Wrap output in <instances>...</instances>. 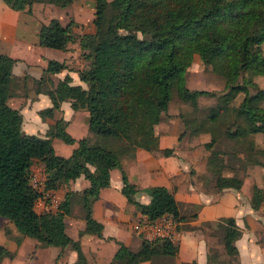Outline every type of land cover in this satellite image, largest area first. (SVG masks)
Returning <instances> with one entry per match:
<instances>
[{"label":"trees","instance_id":"16d2710c","mask_svg":"<svg viewBox=\"0 0 264 264\" xmlns=\"http://www.w3.org/2000/svg\"><path fill=\"white\" fill-rule=\"evenodd\" d=\"M3 1L12 9L29 11L34 2L63 7L74 0ZM94 6V41L87 44L92 47V60L78 73L86 87L72 84L66 75L58 90L50 92L52 107L40 114L52 115L62 96L67 97L74 109L88 111L89 130L102 143L92 142L87 136L75 139L62 118L49 127L45 136L24 132L20 111L8 103L16 59L0 52V216L12 222L21 235L36 238L42 246L71 244L77 251V264H86V258L78 241L65 229L64 217L72 207L70 192H65L56 210L37 211L35 202L41 192L30 183L32 163L40 160L44 164L46 189L80 175L89 180L81 192L85 232L101 236L103 224L91 216L90 202L110 184V170L120 167L119 155L134 150L138 141L146 143L149 150L158 147L154 126L167 111L174 91L194 108L200 95L213 93L186 85V71L194 55L207 59L211 71L225 80L223 101L208 107L204 122L214 125L230 119L225 134L240 144V152L249 163H260L254 154L264 151L246 141L251 133H264V88L255 80L264 75V0H94ZM105 20L106 28L101 33ZM71 26V21L63 24L57 17L50 18L39 27L38 43L65 49L71 40ZM65 66L62 61L50 59L45 70L55 73ZM241 93L243 98L234 104ZM53 137L77 145L70 155L63 156L56 153ZM107 140L120 142L107 144ZM162 150L165 154L173 152L172 148ZM241 184L237 174L219 173L214 180L219 189L239 188ZM255 187L253 207L261 201L259 195L255 196ZM139 190L122 171V193L148 219L164 214L184 219L166 186L143 188L150 196L147 203L135 199ZM223 221L225 250L236 260L235 240L240 229L233 216ZM118 243L114 259L120 264H140L153 254L174 255L178 250L177 244L166 238H144L136 251ZM8 254L0 245V257Z\"/></svg>","mask_w":264,"mask_h":264},{"label":"crops","instance_id":"0c3cea01","mask_svg":"<svg viewBox=\"0 0 264 264\" xmlns=\"http://www.w3.org/2000/svg\"><path fill=\"white\" fill-rule=\"evenodd\" d=\"M49 5L54 4L34 2L30 8L31 12H28L12 9L0 0V25L4 19L10 20L4 30L6 33L0 32V52L7 53L16 59L12 67L8 103L20 111L22 130L26 133L45 136L49 127L62 118L66 121V130L75 139L84 136L92 138L94 135L89 130L88 111L84 108L74 109L67 97L62 96L59 107L53 109L52 115L40 114L41 110L52 107L50 92L58 90L57 85L65 75L68 74L71 77L72 84L79 83L86 87L85 82L80 80L75 70L64 68L55 73L45 70L50 59L65 61L68 64L72 55L69 44L65 49H57L38 43L39 27L35 23H41L40 10L48 11ZM16 30L20 33L25 31L31 36V41L25 42L27 51L25 57L16 53L18 45L20 47L22 45L15 42L19 39L13 36ZM18 56H21V60L17 58ZM47 58H49L48 61ZM18 63H22L20 68ZM31 78H43L42 85L33 83L28 91L23 84L31 81ZM255 80L259 84L261 80H264V75L256 76ZM260 87L264 88V85ZM193 120L195 119L192 118L191 121ZM204 120L201 121V125L205 127L202 128L203 131L211 133V130L219 125L223 127V134L231 140L225 134L230 119L214 125ZM154 129L158 136V147L149 150L146 143L138 141L134 150L121 153L120 167L110 170V184L102 187L99 196L90 202L91 216L103 224L101 236L85 232L86 221L82 215L81 192L88 187L89 180L84 175L46 190L54 202L53 210L58 208L66 191L70 192L71 205L72 195L79 194L78 212H74L72 207L71 213L64 217V221L66 232L74 241H78L85 255L86 264H112L111 262H116L114 254L119 247L118 242L136 251L144 239L133 228V224L147 216L122 193V171L125 172L128 180L140 189L135 193V199L147 203L150 196L142 189L152 185H164L173 193L179 215L184 217V219L175 220L171 214H166L173 219L174 235L171 240L178 246L176 254H153L140 264H264V213L260 210L261 204L253 207L251 202L252 187L264 188V166L246 165L251 172L250 182L244 177L239 188L219 189L214 184L215 188L210 187L211 181L215 180L217 174L224 175V172L229 169L225 176H232L235 174L233 169L236 168V160L244 161L238 155L236 145L233 143L234 145H230L228 149L219 152L212 149V138L209 141L211 144L208 141L205 142L210 152L204 157V154H200V151L193 148L194 143L181 137L184 122H182L180 111L163 112L161 120ZM261 133H251L248 137L253 139L256 135L263 134ZM251 141L255 142V140ZM112 142L107 140V143ZM115 142L119 144L120 141ZM63 143L66 148L68 145L72 146L68 151L61 146L58 154L63 156L70 155L77 145L76 142L63 141ZM165 148H172L173 152L165 154L162 150ZM35 166L37 165L33 162L30 168L35 169ZM38 167L45 170L41 161ZM229 216L235 218L240 229V235L235 240L238 250L236 260L228 256L224 244L223 218ZM2 217L0 216V245L10 254L0 257V264H77V251L71 244L65 247L42 246L36 238L21 235L12 222ZM5 226L9 231H6Z\"/></svg>","mask_w":264,"mask_h":264},{"label":"rangeland","instance_id":"374dc122","mask_svg":"<svg viewBox=\"0 0 264 264\" xmlns=\"http://www.w3.org/2000/svg\"><path fill=\"white\" fill-rule=\"evenodd\" d=\"M105 1H109V0H105ZM49 8L50 9L48 11L42 10V9L40 10L39 19L41 23L36 22L35 25L40 27L42 23L48 22V20L52 17H58V19L61 22H63V24H66L67 22L71 21L72 23V26L70 29L71 40L69 41L68 44H69V50H71L72 55H71V59L68 61V64H66L65 61H62V62L65 63L66 65L65 68L69 70H75L79 73L80 70L88 68L92 60V56H91L92 47L87 44L88 43L91 44V42L94 41V39L91 38V34L95 33V27L93 24V18L95 17L94 0H77L75 3L69 4L67 7L49 5ZM28 12H31V9ZM8 21L10 20L4 19L3 22L1 23L0 25L1 33H4V34L6 33L4 30L10 23ZM105 28H106V20L103 23L101 33L105 31ZM13 36L19 37V39L15 42L22 44L21 47L18 45V47L16 48L17 49L16 53L18 55H22L23 57H25V55L27 54V51L25 48L26 46L25 42L31 41L30 34L29 33L26 34L25 31L23 33H20V32H17L16 30V33L13 34ZM17 58L20 59L21 56H18ZM48 60L49 58H47V61ZM18 64H19L18 67L20 68L22 63H18ZM41 79L43 80V78H31V81H28V82L26 81L23 85H25L26 89L29 91L31 88V84L33 83L42 85ZM186 85L190 89H207V90L212 91L213 93L204 94L198 97L197 108H194L190 104L183 102L181 99H179V97H177L176 95V92L174 91L172 98L170 100V103H169L170 106L167 109V111H164V113L168 111H175V112L180 111L181 112L182 122H184V131L182 132L181 137L184 140H187L188 142L194 143L195 147L193 148L194 149L196 148V150L200 151V154H204L203 155L204 157L210 152V149L207 147L208 146L207 144H206L207 146L205 145V142L207 141L209 142L212 138H213L212 139L213 140L212 149H216L219 152H221L220 150H226L230 147V145L235 144L238 150L237 152L238 155L241 156L244 161H241L239 159L236 160V163H235L236 168L233 169V173L239 175L242 178V182H243L244 177L248 182H250L251 172H250V168H248L246 165H256V164L249 163L248 161L245 160L243 153L240 152L242 148L240 144H236L234 140L232 139L231 140L227 139V137L222 132L223 130L222 126L220 127L219 125H216L211 130V133L209 131L202 130V128H205V127L201 125L202 123L201 121L205 119V115L208 111L207 110L208 107L213 106L217 104L218 102L223 101V98H224L223 92L225 91L224 78L221 75H218L214 73L213 71H211V66L207 59H201L199 55L196 54L195 57L193 58V62L191 63V65L188 67L186 71ZM258 85L259 86L264 85V80H261V82ZM57 88H59L58 85H57ZM242 98H243V94L241 93L238 95V97L234 101V104L237 105ZM59 101H62V99ZM192 118H194L195 120L191 121ZM263 134L256 135L255 137H253V139H250L252 137H247L246 141L250 143L252 142L251 140H255V142H252V143L256 144V147H258L260 150L264 149V135ZM94 138L96 137L94 136L91 138L92 142L94 141V142L102 143L100 140L97 141V138L96 139ZM52 142H53V146H54L56 153H60L59 151H61L60 150L61 146H64L66 151L71 150L72 148L71 145H68V148H66L65 143H63V141L59 139L58 137L53 138ZM105 142L106 141H104V143ZM114 142L115 141H113V143ZM254 158H257L260 161V163H258L257 165L264 166V151H261L258 154H254ZM34 162H35V165L38 166L40 160H34ZM37 166H35V170H37V172L40 175L45 176L46 171L42 169V167L37 168ZM227 171H229V169H227L224 172V175ZM260 174H263V173H260ZM213 184H214V181L212 180L210 187H214ZM255 188L256 187L253 186L251 189L252 197L254 195ZM256 190L257 192L255 193V196L259 195V197L261 198L260 204L262 205V208L260 210L262 213H264V188H260V189L257 188ZM72 201H73L72 207H73L74 212L76 211L78 212L77 210V208L79 207V194L78 193H75L74 195H72ZM83 214H84V211L82 215ZM2 218H6V217H2ZM6 230L9 231L7 227H6ZM111 263L120 264L118 261L114 263L111 262Z\"/></svg>","mask_w":264,"mask_h":264},{"label":"built area","instance_id":"2783aa9c","mask_svg":"<svg viewBox=\"0 0 264 264\" xmlns=\"http://www.w3.org/2000/svg\"><path fill=\"white\" fill-rule=\"evenodd\" d=\"M46 179V173L45 176H42L37 172V170L30 169V183L34 188L41 192V195L35 202V209H37V211L53 210L54 202L48 193H46ZM133 228L146 240H153L156 238L172 239L174 235L173 219L166 214L153 220L142 218L133 224Z\"/></svg>","mask_w":264,"mask_h":264}]
</instances>
